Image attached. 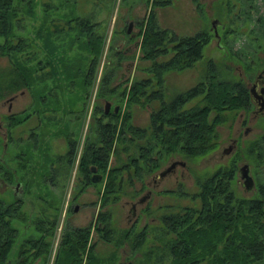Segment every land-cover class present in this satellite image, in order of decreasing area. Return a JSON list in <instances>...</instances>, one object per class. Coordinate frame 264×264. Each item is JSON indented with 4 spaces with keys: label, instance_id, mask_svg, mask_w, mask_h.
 I'll list each match as a JSON object with an SVG mask.
<instances>
[{
    "label": "rangeland",
    "instance_id": "rangeland-1",
    "mask_svg": "<svg viewBox=\"0 0 264 264\" xmlns=\"http://www.w3.org/2000/svg\"><path fill=\"white\" fill-rule=\"evenodd\" d=\"M15 5L21 11L10 40L23 46L12 50L10 57H0V72H10L17 63L28 86L0 101V198L21 204L22 218L13 222L19 230L15 248L42 237L50 242L46 256L31 257L32 264H57L64 255L67 229L86 226H92L89 247H94L96 264H167L170 257L160 240L164 218L199 208V181L222 167L234 172L230 188L235 196L258 197L264 184V157H259L264 152L256 143L264 136V113L256 114L252 100L249 110L223 112L217 143L207 154L156 155L153 172L138 179L133 169L124 170L114 193H107L108 173L103 169L100 182L93 181V171L85 176L81 157L89 142H99V122L117 120L121 128L129 115L132 125L149 129L152 112L161 102L145 96L131 100L130 88L149 77L158 80L154 60L146 58L143 48L152 13L160 27L179 36L202 31L210 37L203 58L193 66L162 73L166 100L203 80L211 60L223 79L241 81L251 95L257 77L264 74V0H15ZM84 23L103 40L98 56L81 31ZM170 57L160 56L157 62ZM201 98L185 108L200 104ZM107 102L112 104L109 112L119 106V118L104 114ZM126 137L116 141L110 169L129 163L139 155L140 144L147 145V137L137 141L128 140L130 134ZM228 148L230 153L225 152ZM176 160L186 166L179 165L156 185L155 174ZM245 164L255 181L252 190L240 177ZM148 193L134 215L132 204ZM102 213L108 221L100 225L110 224V241L96 229ZM89 247L80 257L82 264L89 261Z\"/></svg>",
    "mask_w": 264,
    "mask_h": 264
},
{
    "label": "trees",
    "instance_id": "trees-1",
    "mask_svg": "<svg viewBox=\"0 0 264 264\" xmlns=\"http://www.w3.org/2000/svg\"><path fill=\"white\" fill-rule=\"evenodd\" d=\"M20 11L15 0H0V37L4 38L0 43V57H10L12 50H22L23 45L18 47L10 40L14 19L17 20ZM85 26L86 23L80 25V28L88 38L87 45L95 49L98 56L103 40L96 36L92 28L85 29ZM144 36L146 58L154 60L152 68L157 71L158 80L155 82V79L149 77L133 82L130 97L132 100L145 96L149 101L158 99L161 102L151 115V133L148 128L132 125L129 115L121 128H118L117 120L115 123L99 122V142H89L81 157V170L85 176H88L92 166L108 173L107 193L116 192L118 186L120 188L124 170L130 172L133 169L138 179L153 172L157 166L152 165L156 162V155L178 151L188 156L207 154L217 143V126L223 122V112L249 110L252 105L249 88L241 81L223 79L217 68L213 67L212 60L209 62L212 67L203 80L170 101L166 100L162 73L193 66L203 58L210 37L202 31L179 36L171 29L160 27L153 13L149 16ZM170 54L167 61L160 64L157 62L160 56ZM15 64L16 67L10 72H0V101L8 94L28 86L22 68ZM149 87L152 89L150 93ZM198 96H202L200 104L185 108L189 101ZM104 114L119 118V112ZM128 134L131 135L128 138L131 141L144 139L148 134L152 137H147V145L140 144L139 155L131 158L129 163L110 169L109 162L111 155L116 152V141L126 139ZM256 144L264 152V136ZM72 149H76L74 144ZM263 157V153H260L259 158ZM118 178L120 180L117 183ZM233 178L232 170L223 167L218 169L209 178L199 181L198 196L202 201L199 208L186 209L164 218V233L160 240L163 251L170 257L167 264H264V184L259 188L258 197L240 198L230 188ZM20 210L19 202L7 203L0 198V264H32L31 257L36 259L46 256L49 250L50 242L45 237L35 241L26 240L15 248L19 230L13 222L22 218ZM101 221L107 222V215L100 214L96 229L101 238L110 241V224L100 225ZM91 232L92 226L67 229L62 248L64 255L60 256L57 264H82L80 257L89 247ZM51 233L52 230L48 234ZM141 239L137 238L139 241ZM27 245L30 247L27 248ZM93 248L90 244L87 264L97 263L93 257Z\"/></svg>",
    "mask_w": 264,
    "mask_h": 264
},
{
    "label": "water",
    "instance_id": "water-1",
    "mask_svg": "<svg viewBox=\"0 0 264 264\" xmlns=\"http://www.w3.org/2000/svg\"><path fill=\"white\" fill-rule=\"evenodd\" d=\"M130 25H132V23ZM129 32H130V29H129ZM259 84H260V82H259ZM257 85L258 84H256L253 87L252 93H253V97L256 101V105L258 107V113H262V112H264V87L262 88V92L260 94H257L256 93V86ZM111 106H112L111 102H107L106 110H105L106 113H109ZM118 110H119V106H116L115 112H118ZM228 152H229V150H228ZM177 165L185 166L186 163L184 161L176 160V161L172 162L169 167H167L165 170H163L158 175V177H163V176L167 175L170 171H172L174 168H176ZM92 171L95 172V175L93 176V181L94 182H100L102 180L103 176L96 172L97 167L93 166ZM240 177L242 179H244V185H245L247 190H252L255 187V181H254L253 176L250 173V165L249 164H245L240 169Z\"/></svg>",
    "mask_w": 264,
    "mask_h": 264
},
{
    "label": "flooded vegetation",
    "instance_id": "flooded-vegetation-1",
    "mask_svg": "<svg viewBox=\"0 0 264 264\" xmlns=\"http://www.w3.org/2000/svg\"><path fill=\"white\" fill-rule=\"evenodd\" d=\"M214 30H215V35L218 37V34H217V31H216V28H214ZM259 82H260V84H259ZM256 84H258L257 86H256V93L257 94H260L261 92H262V88L264 87V74H260L258 77H257V81L255 82V84L253 85V87L256 85ZM253 87L251 88V100L255 103V105H256V101H255V99H254V97H253V93H252V89H253ZM16 97H12V100H14ZM11 100V101H12ZM12 104H13V101L11 102V105H10V108L12 107ZM257 106V105H256ZM262 113H264V112H262ZM256 114H260V113H258V107H257V110H256ZM228 150H229V152H228ZM232 150V149H231ZM225 152L226 153H230L231 151H230V148H228V149H225ZM174 162V161H173ZM172 163V162H171ZM170 163V164H171ZM170 164L168 165V167L170 166ZM179 165H177L176 166V168L178 167ZM180 166H182V165H180ZM186 166V165H185ZM93 167V166H92ZM184 167V166H183ZM176 168H174L172 171H170L167 175H165V176H163V177H158V175L163 171V170H165V169H163L162 171H160V172H158L157 174H155V176L153 177V180H154V183L156 184V185H159V183L161 182V181H163L168 175H170V174H172L175 170H176ZM91 171H92V168H91ZM99 171H100V169L99 168H97V173H99ZM95 172H92V175L94 174ZM150 195V193H148V194H146V195H144L139 201H138V203H133L132 204V213L135 215V213H136V208H137V206H138V204H144L146 201H147V198H148V196ZM122 264H134V263H132V262H130V263H122Z\"/></svg>",
    "mask_w": 264,
    "mask_h": 264
}]
</instances>
